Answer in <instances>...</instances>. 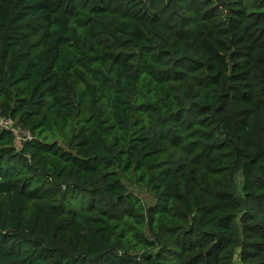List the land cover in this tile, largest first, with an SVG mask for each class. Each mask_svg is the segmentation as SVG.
Segmentation results:
<instances>
[{
	"label": "trees",
	"instance_id": "1",
	"mask_svg": "<svg viewBox=\"0 0 264 264\" xmlns=\"http://www.w3.org/2000/svg\"><path fill=\"white\" fill-rule=\"evenodd\" d=\"M0 115V264H264V0H0Z\"/></svg>",
	"mask_w": 264,
	"mask_h": 264
},
{
	"label": "built area",
	"instance_id": "2",
	"mask_svg": "<svg viewBox=\"0 0 264 264\" xmlns=\"http://www.w3.org/2000/svg\"><path fill=\"white\" fill-rule=\"evenodd\" d=\"M0 128L11 132L16 142H26L34 138L29 130L22 128L10 117H3L0 115Z\"/></svg>",
	"mask_w": 264,
	"mask_h": 264
},
{
	"label": "rangeland",
	"instance_id": "3",
	"mask_svg": "<svg viewBox=\"0 0 264 264\" xmlns=\"http://www.w3.org/2000/svg\"><path fill=\"white\" fill-rule=\"evenodd\" d=\"M242 183H243V178H242V176L239 175V177H238V187L240 189L242 187ZM132 191L134 193H136L137 196H139L141 198V200L143 201L144 205L153 206L156 203V199L154 198L152 193H150L148 190L143 189V188L142 189L133 188Z\"/></svg>",
	"mask_w": 264,
	"mask_h": 264
}]
</instances>
